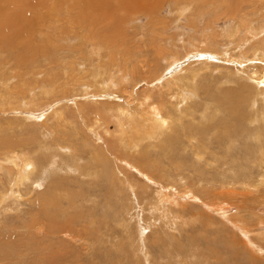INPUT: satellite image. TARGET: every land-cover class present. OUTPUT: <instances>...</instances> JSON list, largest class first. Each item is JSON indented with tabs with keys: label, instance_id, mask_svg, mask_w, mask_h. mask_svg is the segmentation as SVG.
<instances>
[{
	"label": "rangeland",
	"instance_id": "rangeland-1",
	"mask_svg": "<svg viewBox=\"0 0 264 264\" xmlns=\"http://www.w3.org/2000/svg\"><path fill=\"white\" fill-rule=\"evenodd\" d=\"M104 1L92 2L91 8L85 10L82 7L80 8L76 0H11V5L6 7L8 9V13H6L8 15L9 13L17 14L22 11L27 19L29 18L30 20L32 17L31 20H33L34 26L37 27L33 26V32L30 31L29 36L32 34L30 38L33 41H42V48L45 47L42 50H48L47 53L49 54L46 55V52L43 51L44 53L40 59L35 61L36 65L33 64L34 61L32 60L29 62V65L31 63L33 65L22 67L25 70L15 68V64L17 63L16 57L20 54L24 55L22 52L26 51V48L24 49L22 45H19L20 42L12 46L13 48L15 47L14 49L10 48L9 51L12 50L13 53L9 51L6 53H9V58L6 54L3 57L1 65H5V68H1L0 65V70L1 74L3 73L8 78L7 83L10 82L8 83L9 85L26 90V93H30V96L24 95V99L21 101L11 99L2 102L0 100V125L7 127L10 123H14L15 126L14 130L8 131L5 135L3 132L0 133L2 137L5 136L20 141L22 138L28 136V134L20 131L21 125H16V120L24 121L25 126L29 130H33L37 135L46 133L41 124L47 123V120H49L48 125L52 127L54 125L53 122H56L58 119L55 110L63 108L66 109L64 112L70 113L69 116L73 122L69 126V129L65 131L66 134H68L67 132L70 133L74 123L77 121L74 118V113L79 116V124L85 125L81 129L80 135L73 138L75 143L80 144L84 139L89 144L97 147L102 146L107 151L108 140H100L94 134V128L88 126L89 123L102 124L101 130L105 127L108 128L109 133L105 134V139L106 137L109 139L110 145L113 136L119 139L120 136H117L119 126H116L118 122L111 118L110 112L108 113L105 108L111 107L115 103L118 104L121 100L120 96L127 97L129 103H119V105H113L112 108L116 110L119 107H124L125 112L128 111L127 107L134 108L136 106L135 108H137V103L139 102L148 103V106H146L150 107L148 109L152 112L154 108L152 105L159 106L162 102L170 100L168 92L176 91L180 84L177 82L167 84L168 81L166 79L172 77L170 73L173 72L170 71L171 69H167L169 62L173 64L171 67L180 66L179 68L183 69L179 72V75L182 74L184 77L181 75L182 78L179 77V80L183 79L184 81L185 79V82H189L194 78L197 79L199 82V94H202L204 87H208L215 93V98L222 100L223 97H228L227 100L231 99L228 102L229 106H236L237 114L230 116L228 113L223 112L221 113L222 115H218L219 118L217 117V120L212 124L220 125L224 121L225 124L240 128V132L237 131V134H233L237 139L231 148H228V144L234 141L221 140L225 136L223 134H225L226 125L223 126L225 130L218 127L219 129L217 128L213 132L215 135H212V138H209V140H203L202 134L191 140L184 139L183 143L186 145L187 150L181 149V151H178L179 153L174 152L175 156H172V153L164 155V153L157 151V147H149L144 152L151 153V163L154 162L152 168L149 165L143 166L137 163L140 157L137 151L144 147L146 148V145L151 142L153 143L149 138L142 142V146L131 152L124 154V149L122 148L123 155H119L116 148H110L111 155H109L108 151L107 153L112 180L107 179L106 176L81 175L82 169L75 171L70 166L53 167V165L46 164L39 173L35 174L32 181L24 182V185L19 188L22 190V192L20 191L21 198H9L5 202V208L8 209V212H0V264H143V259L139 257L142 255L139 254L137 246H134L138 242L136 229L145 226L144 222L147 224L150 221L147 210L148 200L153 197L155 191L159 188H157L156 181L150 180L147 182L145 181L147 177L141 176L133 167L129 169L128 166L130 165L125 161L126 158L139 167L141 169L140 172L143 173L144 171L154 179L159 178L158 175L160 174L162 177L161 182L164 184L163 187L168 189L164 194L166 197H173L172 201L175 199V193L181 196L189 195L192 200L188 201L189 205L185 209L187 211L199 207V204H201L199 196L206 194L204 193L205 191H209L207 197L214 198L212 200L214 204L212 205L217 207L220 215L216 212L209 214L211 222L216 221L213 224L217 225L208 228L209 230H206V233L203 232L205 235H200L199 225H195L193 229L196 231L194 237L200 236V240L198 238L196 240L201 241L200 243L204 245L202 249L206 251L205 247L209 245L212 248L222 250L219 254L221 256L217 259L208 257V254L202 253L197 261L192 258H189L187 263H182L179 259L175 260L176 262L171 261L176 264H251L252 261L264 264V236L259 239L258 237L256 238V241L261 244H258L260 252L257 253L260 254H255V261L248 254L249 249L244 244L242 246L238 242L243 237L242 231L246 233L250 229H256L263 230L264 233V185H262V178L260 180L259 176L264 173V168L258 169V163L256 164L258 155L255 159L253 155V150L257 143L252 138L257 127H261L260 133L262 139H264V115L260 116L261 120L256 123L255 110L253 111L252 108L253 98L255 95H258V92L260 93L264 90V83L262 86L257 84L259 83L257 79L262 76L264 71V62L258 59H264V0H206L207 4L210 5L205 4L203 8L200 7L205 0ZM32 2L40 3L38 5L39 8L31 7L33 6ZM12 5L15 7L13 8ZM3 8L5 9V7ZM180 9H183L184 13L178 12ZM95 36L103 37L106 43L104 44L102 41L95 43L93 40ZM207 50L210 52L208 53ZM225 52L230 57L227 60L225 56L221 57V54L224 55ZM207 54L211 56V59L205 57ZM45 55L50 57L44 59ZM194 55L200 56V60L194 57ZM24 56L27 59L26 54ZM28 56L31 59L32 54H28ZM14 61L16 62L14 63ZM203 62L205 63L203 64ZM15 70H19L20 73ZM128 70H130V73H128ZM99 72L102 75H97ZM121 72H127L128 77H126V80H121ZM107 77H112V79L106 80ZM2 80L3 78H0V89L2 87ZM159 80L162 82L161 84ZM106 81L113 82H111L110 86L115 85L110 88L104 83ZM53 84L55 85L53 86ZM52 87L57 90L59 89L58 94L50 96L51 98H46L47 95L45 96L44 94V96L41 95L44 91H51ZM88 88L89 90L86 91ZM2 93L0 90V98L3 97ZM104 94L107 95V99L99 98V96ZM245 94L247 95L245 96ZM212 95L209 93L205 101L208 102ZM33 96L38 97L34 98ZM146 100L147 102H145ZM4 102H6L5 106L1 104ZM31 102L32 104H29ZM198 102L201 103V106L205 105L204 99ZM45 104L49 106L45 107ZM262 106L263 104L260 101L259 105L256 104L255 108H261ZM140 109L141 107L139 106L138 110ZM40 111L46 113L40 117H36L35 114H39ZM27 112L34 113V116H27ZM3 114H7V119L4 118ZM207 119L206 121L203 119V125L209 123L210 119ZM198 124L199 122L194 123V125ZM46 129L49 131L52 128ZM165 131L169 132V130ZM187 131L190 134L191 131L188 129ZM14 133L15 135H13ZM115 137L114 139H116ZM165 137V132H163L162 136L155 141L157 142V146L160 147L163 144ZM19 138L21 139L19 140ZM199 138L201 144H209V153H203L202 156H205L200 161L194 156L195 151L192 148L196 143L199 146ZM96 139L98 140L96 141ZM115 144L118 145L119 142ZM74 152L84 153L85 158L82 161L84 165L93 163L90 158L92 154L90 147L79 146ZM248 152L252 154L251 162L248 160ZM160 157L161 159H159ZM170 158H176V160L180 158L186 159L184 162L187 163V167L180 170L175 169L176 164H170ZM120 159H123V162ZM157 168H159L160 172L158 170L156 172L153 171V169ZM240 169H247L244 172L248 175L242 174L239 171ZM231 171H233L235 180H238V182L225 186V182L227 181L221 180L224 178L223 175L229 176ZM3 174L4 171L1 169L0 176H3ZM233 175L231 174V178ZM70 177L75 178V183L71 184L74 188L85 189L87 187V191L90 192L87 195L86 201H83L86 195L83 199H77L82 209L76 206L77 210L69 208L61 213L57 212L60 214V217L59 221L55 223L57 224L55 228L52 229L50 227L52 225L50 221L47 224L48 226L46 225V228L43 225L45 228L43 230L47 231L35 229L30 233L32 234L31 238H21V235L26 232L24 229H21L23 223L30 222V214L35 211L34 207H32L33 202L31 199H35L38 196L37 194L42 193L52 182H58L63 178L67 180ZM125 177L137 183L139 187L137 193L140 202L145 208L144 213L140 212V215L143 214L144 219L148 220L147 222H142L140 220L142 215L137 219L135 214V219L130 222V224H134L130 226L132 227V233L129 232V234L128 232L125 233L121 227H118L116 222L117 214L123 216L125 214L122 213L120 204V200L124 201L126 199L125 195L128 192L127 189H124L123 181ZM2 181L6 183L7 178L2 179ZM247 183L250 186L248 189L244 187L245 191H243L240 187H243L245 184L248 185ZM167 185L169 186L167 187ZM73 186H71V189ZM106 187L111 192H108ZM228 187L236 188V192L240 193L243 199L229 196ZM204 188L206 189L204 190ZM249 190H252L253 193H248ZM27 192L29 193L27 194ZM102 193H109V198L106 200V196L102 195ZM77 196H79V193H77ZM132 198H134V195H132ZM249 200L250 202H248ZM88 209L92 212L94 211L95 217L103 219V222L101 221L99 225L98 222L94 225H92V222H87L88 215L86 211ZM69 211L74 216L73 219L68 217L71 214ZM221 212L225 213V215L221 214ZM85 217H87L86 220ZM220 220L223 221V224H221L222 221ZM38 221L37 223H40ZM138 222L142 223L139 225ZM242 222L244 223L242 224ZM158 224L159 221L156 227L151 228L153 232L150 231L146 236L149 239H146L147 247L150 249L152 256L158 260L164 257L163 253H160L161 249L155 246L159 235L162 237L169 235L172 243L185 240L187 242L183 241V243L187 245L190 242H188L190 235L194 234L192 228L187 226L182 229L180 228L181 230L179 231L173 230L171 233L163 235V229L161 227L159 229ZM12 225L18 226L19 229H10ZM246 225L247 231L244 230ZM155 231L158 234H155ZM247 234V237L252 238L253 235L249 232ZM128 236L130 237L128 238ZM154 236L156 237L155 239ZM227 236L231 239L233 238L235 244ZM19 237L21 239L18 241ZM130 238L133 240V243L130 241ZM253 238L255 237L253 236ZM29 239H31L30 242L32 240L34 242L30 243L26 241ZM119 240H122L121 244H123V247L120 249L117 244ZM20 241V244L14 245ZM22 241L28 242V244L22 243ZM192 243H189V245H192ZM244 248L248 250L246 251ZM131 251L133 252L131 253ZM253 253L255 252L253 251ZM169 262L168 259H165L162 263L167 264Z\"/></svg>",
	"mask_w": 264,
	"mask_h": 264
},
{
	"label": "bare ground",
	"instance_id": "bare-ground-1",
	"mask_svg": "<svg viewBox=\"0 0 264 264\" xmlns=\"http://www.w3.org/2000/svg\"><path fill=\"white\" fill-rule=\"evenodd\" d=\"M98 1H102V0H76V2H78V5L80 6V8L82 7L85 10L91 8L92 2L97 3ZM10 2H11V0H0V6H2V7H0V65L3 62V57L10 50V48L12 46H14L15 43L20 42V44L19 43L18 44L22 45V48L23 47H24V49L26 48V51H24L22 53H24V55L26 54V56H27L26 58L27 59H25V56L23 54H20L19 56H17L16 57L17 63L15 64V68H18L19 70H25L22 67L30 66L32 63L29 65V62H31L32 60L34 61L33 64L36 65L35 61H37V59H40L41 55H43L44 52H46L45 53L46 55H48L49 53H47L48 50L47 51L42 50L45 47L42 48L43 45H42V41L41 40H40L41 42L33 41L30 38V36L32 34L29 36V32L30 31L33 32L32 29H34L33 28L34 22H33V20H31L32 17H31L30 20H29V18L27 19V17L24 16V12H22V11L17 13V14H10V13H9V15L7 14L8 13L7 12L8 9H6V7L11 5ZM104 2H108V1L105 0ZM35 4H36V6H35ZM39 4L34 2L33 6H31V7H33V8L35 7L36 8V7H38ZM205 4H207L206 0L204 1L203 4H201L202 6L200 5L201 6L200 8H203L205 6ZM207 5H210V4H207ZM12 6H13V8L15 7L14 5H12ZM3 7H5V9ZM16 7H18V6H16ZM40 8H41V6H40ZM187 10H188V8H187ZM178 12L184 13L183 9L178 10ZM15 13H16V11H15ZM28 17H30V16H28ZM34 27H37V26H34ZM238 30H240V29H238ZM235 31H236V29H235ZM260 31H262V30H260ZM35 34H36V32H35ZM96 36L93 39L95 41V43H99L100 41L104 42V44L106 43L105 40L103 39V37L101 38V36H99V37H96ZM234 44H235V42H234ZM19 45H16V46H19ZM197 46H198V44H197ZM50 47H51V45H50ZM193 47H196V46H193ZM14 48L12 47V49H14ZM198 49H200V48H198ZM53 50H54V48H53ZM27 51L28 52L30 51V53H28ZM9 52H12V50L9 51ZM207 52L209 53L210 51L207 50ZM54 53H56V52H54ZM213 53H215V52H213ZM28 54H32L31 59H29ZM194 54H196V53H194ZM219 54H217V55L220 56ZM222 55L223 54H221V57L225 56L226 60L230 58L228 56V53H226V52L224 53L223 56ZM6 56L9 58V53L6 54ZM13 56H11V57H13ZM48 57H50V56H46V57H44V59H46V58L48 59ZM194 57H197V55L196 56L194 55ZM205 57H207L209 59L211 56L207 54V56H205ZM197 58L199 59L200 56H198ZM11 59L13 60V58H11ZM194 59H196V58H194ZM258 59L261 60V62H264L263 58H258ZM16 61H14V63ZM9 62H10V60H9ZM11 62H13V61H11ZM222 62H223V60H222ZM204 63L205 62H203V64ZM4 64H6V63H4ZM206 64H207V62H206ZM171 65L173 66V64H171L169 62V66L168 67L166 66L167 69H171L170 71H173L172 72L173 74L170 73V76H172V77H168L167 78L168 80L166 79V81H168V83L167 82L166 83L167 84H173V82H177L180 85L178 86L177 90L174 91V92H168L167 91L168 92V97H170V100H167V102H162V104H160L159 106L157 105L158 108H157V106L152 105V106H154L152 112H150L149 109H148L150 107H147L148 103L146 104V103H142V102L137 103V108H135L136 106L134 108L133 107H127L128 108L127 112H125V108L124 107H119L118 106L119 109H116V110L113 109L112 108L113 105H119V103H121V104L129 103L128 98L124 97V96H120L121 100L119 101L118 104L115 103L111 107L105 108L108 113L110 112L109 115L111 116V118L117 120L118 125H116V126H119V130H118L119 133H117V136H120V137L118 139L117 137L113 136L111 145L109 144V139L107 137L105 139V134L109 133L108 128L105 127L104 129L101 130L100 128H101L102 124L100 125L99 123H89L88 126L89 127L91 126V127L94 128V134H96V136L100 140H103V139L104 140H108V144H107L106 148H107V151H108L109 155H111V153H110L111 150L109 151L110 148H116L118 150V152H119V155H123L122 148L124 149V154L126 152H131L133 150L138 149L140 146H142V142L145 139L149 138V140L153 141V143L150 141L151 143L149 142L150 144L146 145L147 146L146 148L144 147V148H142V149L137 151V153L140 155L139 159L137 160V163L139 165H143V166L149 165L152 168L153 165H154L153 164L154 162L151 163V161H152L151 160V153L144 152V150L147 151V149L149 147H157L156 148V149H158L157 151L159 153H164V155L166 153H172V156H175L174 152L181 151V149L182 150H187L186 149V145L183 143L184 139L191 140V139H193L195 137H198L199 134H202L203 135V140H209V138H212V135H215L213 132H215V130H217L218 127L222 128V130H225V127H223L224 125H226V131H225V134H223L225 136H223V138L221 140L222 141L230 140V142L234 141V142H231V143L228 144L229 145L228 148H231V146L233 144H235V142H236L235 140L237 138H235V136H233V134L234 133L237 134V131L240 132V130H239L240 128L238 129L237 127H234L232 125L225 124L224 121L222 123H220V125H215V124L213 125L212 124V123H214L217 120L216 118L218 117V115L223 113V112L224 113H228L230 116L237 114L236 109H235L236 106H229L228 102H230L231 99L227 100L228 97H223V96H222L223 97L222 100L220 98L219 99L215 98V93L213 92L212 89H210L208 87H204L203 88L204 91L202 92V94H199L198 93L199 92V89H198L199 82L197 81V79L194 78L193 80H190L189 82H185V79H184V81H183V79L179 80V77H181V75H182V74L179 75V72L182 71L183 69L179 68L180 66L171 67ZM1 68L4 69L5 65H1ZM19 70L18 71L15 70V71L20 73ZM129 71L130 70H128V73H130ZM121 73H122L121 74V80L122 81L126 80V77H128L127 72H121ZM97 75H102V73L99 72ZM254 76H256V75L254 74ZM161 77H162V75H161ZM0 78H3V80H4V81L2 80V87L0 89L3 92L2 93L3 97L0 98V100L2 102L4 100H11V99H15V100L21 101V100L24 99V97H23L24 95L28 96L30 94V93L27 94L26 93L27 91L24 90V89H18L17 86L9 85L8 83H10V82L7 83V79L8 78L3 73L1 74V70H0ZM157 78H158V76H157ZM110 79H112V77H107L106 78V80H110ZM187 79L189 80L188 77H187ZM257 80H259V83H257V84H260L262 86L263 83H264V71H263L262 76L259 79H257ZM111 82L112 81H106L104 83L108 87L112 88L115 84L110 86ZM159 83L161 84L162 82H160V80H159ZM177 83H176V85H177ZM54 85L55 84H53V86ZM46 86H49V85H46ZM162 88L164 89L163 86H162ZM30 90H33V89H30ZM58 90L55 89L54 87H52L51 91H44V92H42L41 95L44 94L45 96L47 95L46 98H48V97L51 98L50 96H52V95L54 96L55 94H58ZM88 90H89V88L86 91H88ZM160 91H161V89H160ZM209 93H210V95L211 94H213V95H212V97L210 99L208 98L209 101L206 102L205 98L208 96ZM246 95L247 94H245V96ZM37 97L38 96H35L34 98H37ZM150 97H151V95H150ZM247 97H245V98H247ZM99 98L107 99V95L104 94L102 96H99ZM201 99H204V104L205 105L201 106V103L198 102ZM31 100H33V99L31 98ZM260 101L263 104V106L261 107L262 109L259 108V107L255 108L256 104L259 105ZM32 102L29 103V104H32ZM145 102H147V100ZM249 103H248V105H249ZM1 104L3 106H5L6 102L1 103ZM173 104H175V105H173ZM11 105H13V104H11ZM109 105H111V104H109ZM47 106H49V105H46L45 107H47ZM139 106L141 107L140 110H138ZM243 106H245V105H243ZM161 107H162V109H160ZM252 108H253V111L255 110L254 111L255 112V116H256L255 121H256V123H258L261 120L260 116L264 115V90H262L260 93L258 92V95H255V97L253 98ZM64 111H66V109H63V108L59 109V110H55V114L58 117V119H57L56 122H53L54 125L52 127L50 125H48L49 120H47V123H42L41 124L43 129H44V131L46 133H42V134L37 135L33 130H29V128L25 126L24 121L16 120L15 121L16 125H21L20 131L22 133L28 134V136H26L25 138H22V139L19 138V140L20 139L21 140L17 141V139L14 140L12 138L10 139L9 137H5V136L2 137L0 135V170L2 169L4 171L3 176H0V212L1 211H3L4 213L8 212V209L5 208V202H7V200L9 198H17V199L21 198L22 196H20V191L22 192V190H20L19 188L22 185H24V182L26 183V181L27 182L32 181L34 176H35V174L39 173V171L42 170L46 164L51 165V166L53 165V167H56V166H70V167L74 168L75 171L79 170V169H82L81 175L92 174V175H95L97 177L106 176L107 179H109V180L111 179L112 180V176H111V173L109 171L108 153H107L106 149L102 148V146L97 147L95 145L89 144L84 139L82 140V143H80V144L75 143L73 138L74 137H78L80 135L81 129L85 125L79 124V122H78L79 121V116L76 113H74V118L77 121L74 123L73 129H71L72 132L70 131V133L67 132L68 134H66L65 131H67L69 129V126H71L73 124V122L71 121V118L69 116L70 113L64 112ZM170 111H172V112L170 113ZM238 112H239V109H238ZM9 113H11V112H9ZM45 113L46 112L40 111V113L39 114H35V116L36 117H40L41 115H44ZM3 116H4L5 119H7V114H3ZM27 116H34V113L32 114L30 112H27ZM207 118H209L211 122L209 121V123L207 125H203V123H202L203 119L206 121V120H208ZM255 121H253V122H255ZM198 122H199L198 125H194V123H198ZM250 122H252V121H250ZM46 128H52V129H50L48 131ZM14 129H15L14 123H10L7 127H3L2 125H0V133L3 132L4 135H5V133L7 134L8 131H11V130H14ZM187 129L191 131L190 134H188ZM18 130H19V128H18ZM165 130H169V132H167ZM198 130H199L200 133L198 132ZM38 132H39V130H38ZM163 132H165L166 137L164 139L163 144L159 147V146H157V144H156L157 142H155V141L157 139H159V137L162 136ZM260 132H261V127H257V130H256L254 136L252 135L253 136L252 138H254V141H256V143H257L256 147L253 150L254 151L253 155H254V159L257 158V155H258V158L256 160V164L258 163V169L264 168V139H262V135H261ZM52 134H54V136H52ZM13 135H15V133ZM19 137H21V136H19ZM114 137L116 139H114ZM97 140L98 139H96V141ZM246 141H247V139H246ZM117 142H119L118 145L115 144ZM196 144H195V146L193 145L192 148L195 151L194 152V156L197 157V159H199V161H200V159H202L205 156V155L202 156L203 153H205V154L209 153V150H208L209 149L208 148L209 144H207V143L201 144L200 138H199V141H198L199 146H197ZM79 146L80 147H90L91 148L92 154H91L90 158H91V161H93V163L87 164V165L83 164L82 161L85 158L84 157V153H81V152L80 153H75L74 152ZM248 153H249V155H247L248 156V160H249V162H251V160H252V158H251L252 156L251 155L252 154H251V152H248ZM213 154L215 155V153H213ZM159 159H161V157ZM171 159L172 158H170V160H169L170 164H172V165L176 164V168L175 169L180 170V169H184V167H187V163L184 162L186 159H184V158H180V159H177V160H176V158H174L172 160ZM120 160H121V162H123V159H120ZM125 161L128 162V164L130 165V166H128L129 169H131L130 167H133V169L138 171L141 174V176L147 177V178L144 177L145 181H147V182L150 181V180H152L154 182L156 181L155 183L157 185V188H159L158 190L155 191L153 197L148 200L149 203L147 204V210H148V215H149V220L150 221L147 220L148 221L147 224L144 222L145 226H141L140 228L136 229V232H137V236L136 237L138 239V242H136L137 245L135 244L134 246H137V249L140 252L139 254L142 255V256H139V257H141L143 259V264H164L162 262H164L165 259H168V261H170L167 264H176L173 261H175V260L177 261V259H179V261L182 262V263H187L188 262L187 260L189 258L190 259L192 258L194 260L196 259V261H197L200 258V254H202V253L203 254L204 253L208 254L207 255L208 257H212V258H217L218 259L219 256H221L219 254H220V252L222 250L220 251L217 248H212L209 245H207L205 247V249H206V251H205L204 249H202V247L204 245H202L200 243L201 241H197L196 240L197 238L200 240V236L197 237V238L194 237L196 231H194L193 228H194L195 225H197V226L199 225L198 227H199V230H200V235H205L203 232L206 233L209 230L208 228H212V227L217 225V224L214 225L215 224L214 222H216V221L211 222V216H210L209 213L212 214V213L216 212L219 215H220V213L217 211V207L215 205H212V204H214L212 202V200L214 198L207 197V194H209V191H205L204 193H206V194L199 196V201L201 203V204H199V207L196 206L197 207L196 209H192L190 211H187L185 209L189 205L188 201L192 200V198L189 195L186 194L184 196H181L180 194H176L175 193L174 194L175 195V199H174V201H172L173 197L171 198V197L168 196L169 198H171V199H169L164 194V192L168 191V189H165L163 187L164 184L161 182L162 181V177L160 176V174L158 175L159 178L154 179L152 176H150L149 174L145 173L144 171H143V173L140 172L141 169L139 167H137L133 162L128 160L127 158L125 159ZM131 164H133V165H131ZM193 167L195 168V166H193ZM253 167H255V166H253ZM159 168L153 169V171L156 172ZM244 170H247V169H240L239 171L242 174L247 176L248 174H246L244 172ZM158 171L160 172V170H158ZM162 171H163V169H162ZM250 171H252V170H250ZM177 173H178V171H177ZM230 173L233 175V171H231ZM231 174L229 176H227V175L224 176L223 175L224 178H222L221 181H227V182H225L226 183L225 186H228L230 184H236V182H238V180L237 181L235 180V175H233V177L231 178ZM166 175H167V173H166ZM259 176H260V180L262 178V185H264V173L262 175H259ZM4 178H7V182L6 183H3L4 180L2 181V179H4ZM80 178L82 179V177H80ZM64 179L65 178H63L62 180H60L58 182H56V181L52 182L51 184H49L47 189L42 191V193L37 194L38 196L35 199H31L32 202H33L32 207H34L35 211H34V213L30 214V217H31L30 218L31 219L30 222L23 223V226L21 227V229H24L26 232L21 235V238H23V237L24 238L26 237V239H28L29 237L31 238V235H32V234H30L31 232H33L35 229H40V230L45 229L46 225L48 223H50V221L52 223V225H50V227L52 229L55 228V226L57 225L55 223L59 221V217H60V214L57 213V212L61 213L63 211L68 210L69 208L70 209L71 208H75L76 206L79 209L81 208V205L78 204L79 203L78 200L83 199L84 196L86 195L84 200H83V201H86L87 195H89L90 192L87 191V187L85 188L86 190L83 189V188H74V186L71 185V184L75 183V178H71L70 177L67 180H64ZM33 183H36V182H33ZM123 183H124V189H127V191H128L127 194L125 195L126 199L124 201L120 200L122 213H125V214H124V216L117 214L118 217L116 219V222H117V226L118 227H121V229L125 233L128 232V234H129V232L132 233V231H131L132 227H130V226L134 225V224H130V222L133 219H135L136 216H137V219H139L141 217V215H142V218H140V220L142 222L146 221L144 219L143 214L140 215V212L144 213L145 208H144L143 204L140 202V198H139V195L137 193V190L139 189L137 183L130 181V179L128 177H125ZM260 185H261V182H260ZM71 186H73L72 189H71ZM168 186L169 185H167V187ZM249 186H250L249 184L248 185L245 184L243 187H240V188L243 191H245L244 187H246L245 189H248ZM169 189H170V187H169ZM172 189H174V188H172ZM205 189L206 188H204V190ZM106 190L108 192H111V190L108 187H106ZM77 191H79V192H77ZM29 192L31 193V191H29ZM29 192H27V194ZM76 192L79 193V196H77ZM171 192H170V194H171ZM167 193H169V192H167ZM172 193H174V192H172ZM248 193H253V191L249 190ZM228 194L231 197L236 196L237 198H242V195L240 193L236 192V188L228 187ZM102 195L106 196V200L109 198V193H107V194L102 193ZM132 195H134V198H132ZM24 196H26V195H24ZM31 196H32V194H31ZM170 196H172V195H170ZM177 198H178V200H177ZM31 200H28V201H31ZM9 201H11V200H9ZM83 201H82V203H83ZM255 201H257V200H255ZM248 202H250V200ZM210 206H211V209H210ZM254 206H255V204H254ZM75 210H77V209L75 208ZM193 211H195V212H193ZM86 213L88 215V219H87V217H85V220L87 219L86 220L87 222H92V225L96 224V222H98V225H99L100 222L103 220V219H100L98 217H95V212L94 211L92 212L90 209H88L86 211ZM250 213H252V212L250 211ZM135 214H136V216H135ZM221 214L225 215V213H222V212H221ZM61 215H64V214H61ZM67 216H68V214H67ZM68 217L73 219L74 216L71 213V214H69ZM37 220H39L40 223H37ZM158 221H159L158 227H159V229H160V227L163 229V231H162L163 235H166L167 233H171L173 230L179 231L182 228H185L187 226L191 227L192 231L194 232V234L192 233V235H190V238H189L188 242L189 241H190L189 243L193 242L192 245H189V243L187 245H184L183 241L187 242L185 240H183V241L181 240L182 242L180 241V242H177V243L176 242L172 243L171 242L172 240L169 237V235L168 236H163V237L161 235H159V237L157 236L158 238H157V241L155 243V246H157L159 249H161L160 253H163L164 257L161 260L156 259L154 256H152V254L150 252V249H148V247H147L146 239H148V238H146V236H147V234L150 231L153 232V230L151 228L152 227H156ZM201 221H203V222H201ZM220 221H222V220H220ZM244 221H245V219H244ZM246 221H247V219H246ZM237 222H239V221L237 220ZM141 223H139V225ZM243 223L244 222H242V224ZM221 224H223V221H222ZM225 224H228V223H225ZM43 225L45 226V228H44ZM98 225H96V226H98ZM234 225H236V224H234ZM244 226H245V224H244ZM236 227H237V225H236ZM241 227H243V226L241 225ZM98 228H99V226H98ZM246 228H247V225L244 228V230L247 231ZM10 229L17 230L19 228H18V226L15 227V226L12 225L10 227ZM213 230H215V229H213ZM238 230H240V229H238ZM43 231H47V230H43ZM155 232H156L155 234H158L157 231H155ZM221 232H222V230H221ZM221 232H220V234H221ZM242 232H243V237L241 238L242 241L239 239L238 242H239L240 245L244 244V246L249 249L250 253L248 252V254H250L251 255L250 256L251 259L254 260L256 258V255L260 254V253H257V252H260L259 251V249H260L259 245L261 244L260 242L256 241V238L258 237V239H259V238L264 236L263 230L250 229L248 232L251 235H253L255 238H253V236H252V238L251 237H247V235H248L247 233L248 232H246V233H244V231H242ZM133 233H135V232H133ZM155 234H153V235H155ZM236 234H237V232H236ZM236 234H235V236H236ZM238 234H239V232H238ZM129 237L130 236H128V238ZM193 237H194V239H193ZM21 238L19 237L18 241ZM155 238L156 237L154 236V239ZM172 238H173V236H172ZM229 239L232 240V242H233V238L232 239L229 238ZM30 240L31 239L26 240V241L30 242ZM237 240H238V237H237ZM119 241L117 242V244L119 245V249H120L121 247H123V244H121L122 240L120 242ZM130 241H132V243H133V240H131V238H130ZM28 242L25 243V241H22V243H25V244H28ZM123 242H125V241H123ZM232 242H229V243H232ZM20 243H21V241L19 243L14 244V245H17V244H20ZM36 243H37V241H36ZM36 243H35V245H36ZM130 246H131V243H130ZM2 247H4V246H2ZM27 248H28V246H27ZM20 249H21V247H20ZM253 251L255 253H253ZM263 251H264V249H263ZM132 252L133 251H131V253ZM134 252L136 253V251H134ZM131 253H130V255H131ZM136 258H138V257H136ZM171 260H173V261H171ZM51 264H53V263H51ZM251 264H260V262L256 263V262L252 261Z\"/></svg>",
	"mask_w": 264,
	"mask_h": 264
}]
</instances>
